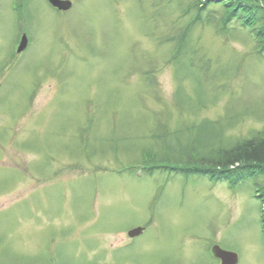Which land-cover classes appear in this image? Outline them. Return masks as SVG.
I'll return each instance as SVG.
<instances>
[{"label": "rangeland", "instance_id": "rangeland-1", "mask_svg": "<svg viewBox=\"0 0 264 264\" xmlns=\"http://www.w3.org/2000/svg\"><path fill=\"white\" fill-rule=\"evenodd\" d=\"M17 1L0 0V264H217L211 245L264 264V174L146 171L264 128V51L222 0Z\"/></svg>", "mask_w": 264, "mask_h": 264}, {"label": "trees", "instance_id": "trees-1", "mask_svg": "<svg viewBox=\"0 0 264 264\" xmlns=\"http://www.w3.org/2000/svg\"><path fill=\"white\" fill-rule=\"evenodd\" d=\"M218 3L224 9L219 18L222 26L226 27L227 24L236 22L238 26L247 29L251 33L257 47L264 51V0H222ZM204 8L205 6L198 7L195 16H198L197 11ZM188 150L190 149H187V152L183 151L181 154L182 159L180 160L185 162L179 160L183 166H166L153 163L148 169L170 168L183 173H195L213 180H227L229 182L242 179L235 174L242 167L251 168L254 171L258 170L264 174V128L252 137L238 141L228 148L217 149L214 158L207 163L203 162L202 159L200 161L198 158L196 160H184L183 157L186 159L187 154L193 157L192 152ZM202 158L204 159V157ZM144 162L150 161L145 160ZM235 163H238L236 169H230L229 167ZM256 197L261 203L264 202V188ZM261 221L264 239V213H262Z\"/></svg>", "mask_w": 264, "mask_h": 264}, {"label": "water", "instance_id": "water-1", "mask_svg": "<svg viewBox=\"0 0 264 264\" xmlns=\"http://www.w3.org/2000/svg\"><path fill=\"white\" fill-rule=\"evenodd\" d=\"M51 5L54 7L61 9V10H67L70 7V2L67 0H48ZM26 43L25 38L23 37L21 40V43L18 47V51H20ZM142 232L141 228H134L128 232V235L130 237L139 235ZM211 253L212 255L219 259V264H236L237 262V256L233 252H229L226 250H223L218 245H213L211 247Z\"/></svg>", "mask_w": 264, "mask_h": 264}, {"label": "flooded vegetation", "instance_id": "flooded-vegetation-1", "mask_svg": "<svg viewBox=\"0 0 264 264\" xmlns=\"http://www.w3.org/2000/svg\"><path fill=\"white\" fill-rule=\"evenodd\" d=\"M21 34H22V33H21ZM28 45H29V42L27 43L26 48H25L22 52L18 53V55H20L21 53H23V52L27 49ZM1 83H2V82H0V88H1ZM33 94H34V93H33ZM30 147H31V145H30ZM19 156L22 157L21 154H18V156H17V154H16V157H19Z\"/></svg>", "mask_w": 264, "mask_h": 264}]
</instances>
